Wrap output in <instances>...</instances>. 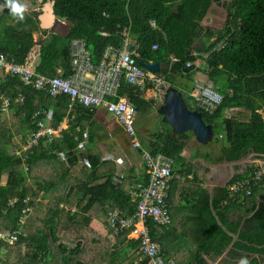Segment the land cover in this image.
<instances>
[{
	"label": "trees",
	"instance_id": "trees-1",
	"mask_svg": "<svg viewBox=\"0 0 264 264\" xmlns=\"http://www.w3.org/2000/svg\"><path fill=\"white\" fill-rule=\"evenodd\" d=\"M26 1L41 7L37 0ZM52 1L56 2V15L71 23L73 31L67 38L51 32L41 42L39 72L55 76L57 67L63 66L69 73L73 38L85 40L97 60L106 46L121 45L123 38L117 32L129 24L131 17L133 37L140 44L139 62H167L169 70L163 72L167 73L166 78L171 84L178 78L190 77L195 67H187L186 63L200 59L194 53L206 55L203 59L206 73L224 96L214 114L203 112L205 123L219 128L215 143L221 153L214 161L238 162L252 155L264 159V117L261 113L264 110V0H45L46 3ZM211 3L229 14L225 28L217 32L200 25ZM34 9L26 13L23 22H17L10 13L3 12L0 16V54L23 62L34 46L35 32L42 30L40 14ZM151 19L163 29L166 39L151 30ZM225 39L226 45L217 49ZM156 43L159 48L153 51L152 46ZM171 57L178 61L171 62ZM119 94L127 97L141 115L154 109V103L141 98L135 86L125 84ZM1 96L12 100L11 112L21 140L20 145H14V132L0 129V227L8 231L18 229L23 212L36 205L41 193L44 194L42 199L49 200V204L41 227L27 230L25 236L19 235L12 246L0 243V264H148L141 251V240L132 238L130 230L116 234L101 220L108 210L134 215L138 203L133 201L130 192L136 181L125 174L122 183H117L115 162L105 161L100 154L87 148L96 137V124L92 121L95 110L77 104L70 112L69 96L54 98L45 91L24 85L17 77L7 76L1 80ZM19 97L22 101L15 102ZM42 110L53 112L52 125L56 129L66 118H71L69 129L53 143L43 139L31 151L22 152V160L14 155V150L24 145L28 135L36 129L32 116ZM225 112L229 116L225 117ZM88 124L91 127L89 142L80 150L78 145ZM219 135L223 136L219 139ZM155 137L151 153L162 152L172 157L175 174V163L186 148L190 134H172L167 128L166 133L161 132ZM84 159H88L89 165ZM40 163H59L62 172L59 177H50L46 183L36 180L34 187L27 184V176ZM256 169L257 166H250L244 174L234 176L230 185ZM4 173H8L6 185L1 184ZM145 177L142 183L147 184L148 172ZM228 187L204 211L210 244L206 251H213L218 256L229 248V257L222 261L223 264H237L241 257H247L249 264H264V188L254 189L251 196L238 194L232 199ZM74 205L76 212L71 208ZM235 211L241 216L232 220L231 214ZM96 220H101L98 225ZM28 223L27 218L22 227L26 229ZM148 226L153 240L161 245L165 260L172 264L166 257L164 242L169 226L161 227L152 220ZM101 234L103 243L108 235L111 236L109 248L99 254L93 253H97L94 257H81L82 253L86 254L85 247L87 254L93 249L92 243L98 241ZM68 236L80 238L74 249L69 250L60 243ZM103 243L99 244L100 250L99 246L95 249L105 250L108 245L103 246ZM55 258L59 261H54ZM196 261L205 264L203 257H196ZM173 264L183 263L175 261Z\"/></svg>",
	"mask_w": 264,
	"mask_h": 264
},
{
	"label": "built area",
	"instance_id": "built-area-1",
	"mask_svg": "<svg viewBox=\"0 0 264 264\" xmlns=\"http://www.w3.org/2000/svg\"><path fill=\"white\" fill-rule=\"evenodd\" d=\"M0 4H2L1 1ZM4 10L0 11V16ZM149 26L153 32L166 39L165 32L156 20L151 19ZM119 29L121 30L117 33L123 38L121 45L106 46L97 60H94L85 40L73 38L70 45V72L67 73L63 67H60L55 76H48L37 69L42 56L41 42L34 41V46L28 51L23 62H17L14 57L1 53L0 82L7 76L17 77L24 85L45 91L54 98L69 96L71 99L70 112L79 104L90 111L104 107L108 113L115 117L118 123L123 126L132 146L141 150L142 160L148 172V183L136 181L131 186L133 201L138 203V210L134 215L122 214L118 210H108L105 216L106 223L116 234L119 231L130 230L132 238L141 240V251L148 259V264H170L163 256L161 245L153 240L148 222L152 220L161 227H168L172 224L169 197L171 183L175 176L173 173L174 160L165 153H151L143 149L137 127L139 119L137 107L127 97L119 94L125 84L135 86L138 89L137 92L142 94L151 91L154 107L158 109L163 103L170 82L166 78L167 73L152 71L140 64V44L133 37V19L130 17L129 24ZM99 34L107 35L106 33ZM41 37L43 40L47 38L46 35H41ZM226 40L220 42L217 49H222L226 45ZM158 48L157 43L152 46L153 51ZM194 55L199 56V60L206 57V55L198 53H194ZM199 60L198 62H187L186 65L187 67L194 66L198 70L202 66ZM174 61L178 60L171 57V62ZM208 78L207 74H201L193 81L191 96L199 110L211 115L222 105L224 96L215 87L214 82ZM0 100L1 111L3 113L10 112L12 100L7 96H1ZM21 101V97L15 100V102ZM65 120L70 125L71 118L68 117ZM32 121L36 129L28 135L24 145L14 150V155L22 157V160H24L22 152L31 151L43 139L53 143L61 137L64 130L69 129V126L65 129L63 123L58 129L52 125V111H38L32 116ZM77 130L80 132L81 128L78 127ZM87 140L88 137L85 135L78 145L80 150L85 148ZM62 156L65 157L63 153ZM251 158L254 159L252 163H255L253 165L257 166V169L228 187L232 199L238 194L245 197L251 196L254 189L264 188V159L256 155H252ZM84 162L89 165L88 159H84ZM24 169L27 167L24 166ZM125 174L126 168L119 165L114 179L117 183H122ZM31 210V208H27L23 212L24 215L19 220L18 229L8 231L0 227V243L12 246L16 243L19 235L25 236L22 225ZM76 211L74 209V212Z\"/></svg>",
	"mask_w": 264,
	"mask_h": 264
},
{
	"label": "crops",
	"instance_id": "crops-1",
	"mask_svg": "<svg viewBox=\"0 0 264 264\" xmlns=\"http://www.w3.org/2000/svg\"><path fill=\"white\" fill-rule=\"evenodd\" d=\"M1 2L3 3L4 1ZM42 9L43 5L41 4V7H38L33 11L41 14ZM4 12H7V9H5ZM27 13H31V11ZM228 17L229 14L227 11L218 6L216 3H211L206 15L201 20L200 25L217 32L225 28ZM59 19L66 24H71L66 19ZM51 32V30L48 31L44 29L35 32L34 41H38L39 43L42 42L43 39L41 35H46L48 37ZM199 61L202 63L201 68L198 70L196 68L188 78H178L176 82H181L180 85L183 86V88H178L179 91L182 92L183 96L186 95L184 98L187 101V104L192 106L194 109L196 108L197 111L202 112L196 107L194 99L191 96L193 81L201 74H207L204 69L205 63L203 59ZM60 67L63 66H59L57 69ZM64 70L67 72L65 68ZM170 85L174 84L170 83ZM136 91H138L137 88ZM139 94L145 101L154 103L151 91H148L145 94ZM188 96L191 98H187ZM154 110H156L155 107L153 111L146 115L139 114L137 124L142 147L150 152H152L151 150L154 148V143H156V135H159L161 132L166 133L167 128L170 129V133L174 134L169 125L162 123V117L160 115L157 121V128L154 127L153 124L148 125L147 117L150 115L153 116ZM223 115L226 117L229 116V113L225 112ZM144 116L147 119L145 118L144 123L141 125V122H143L141 118ZM92 121L96 124L95 128L93 127L96 130V137L94 143L89 145V130L91 127L88 124L83 134V139L85 135L88 137V145L86 144L87 148H90L93 152L100 154L105 161H114L116 164L115 172H117L119 165H123L126 168V174L130 175L134 179L133 181H145L147 170L142 160L141 150L132 146L131 141L123 129V126L119 124L115 117L108 113L104 107L95 109V115L92 118ZM63 126L65 129L70 126L67 120L63 122ZM213 128L215 131L213 140L215 141L217 139L216 131L219 128L214 126ZM189 134L190 138L186 141L187 146L180 155V158H178L174 167L175 176L172 180L169 197L172 224L164 234L166 235L164 236V242L166 243V257H168L172 262L177 261L183 264H197L196 257H203L205 264H223L222 261L226 257H229V248L218 256H216L213 251H206V247H209L210 244L207 240V218L204 211L209 209L210 203L213 202L215 198L220 196L219 194L224 188L230 185V181L234 176L237 174H244L250 166L255 164L252 163L254 159L251 160L250 156L247 159L231 163L226 161H214V158L221 153L218 144H216L213 140L207 142L206 144H201L196 140L192 133ZM126 140L128 141L127 144L125 143ZM210 143H214L216 145V149H208L207 147ZM129 151L131 152L133 158L127 156ZM6 183L4 185H6ZM206 202L207 205L205 206ZM74 209L77 210V208H73V210ZM240 216L241 214L238 211H235L231 214V219L237 220Z\"/></svg>",
	"mask_w": 264,
	"mask_h": 264
},
{
	"label": "water",
	"instance_id": "water-1",
	"mask_svg": "<svg viewBox=\"0 0 264 264\" xmlns=\"http://www.w3.org/2000/svg\"><path fill=\"white\" fill-rule=\"evenodd\" d=\"M4 1V0H1ZM43 5L42 13L39 15L41 28L51 30L60 37L67 38L72 34L73 26L62 22L56 15V2H45L37 0ZM7 12L9 10L7 9ZM141 65L152 71L159 72L168 68L167 62H141ZM162 117V123L169 125L176 135L192 133L201 144L214 139L213 126L206 124L203 113L192 110L187 104L182 92L174 85L168 86L164 95L163 104L157 111Z\"/></svg>",
	"mask_w": 264,
	"mask_h": 264
},
{
	"label": "rangeland",
	"instance_id": "rangeland-1",
	"mask_svg": "<svg viewBox=\"0 0 264 264\" xmlns=\"http://www.w3.org/2000/svg\"><path fill=\"white\" fill-rule=\"evenodd\" d=\"M23 2L28 5V12L32 11L31 9H33V8H38L37 5H33L31 3H28L26 0H23ZM221 82H223V81H221ZM180 83L181 82H175L174 85L177 88L178 87L179 88L180 87L183 88V86H181ZM184 96H186V95H184ZM157 110L158 109L154 110V115L153 116L150 115V116L147 117L148 118V120H147L148 122L145 121V122L148 123V125L149 124H153V126L156 127V128H157V125H158L157 121H158V117H159V115L157 114ZM261 113H262V115L264 117V110ZM145 118H146L145 116L141 118L142 121H143V122H141V125L144 123ZM0 129H2V130L3 129H11L14 132L13 139H12L14 145H16V146L20 145V140L21 139H20V137H18L19 134L16 133V131H17V122H16V119L13 117V112H9V113H3L2 112V113H0ZM18 142H19V144H18ZM125 143L127 144L128 141L126 140ZM215 147H216V145L214 143H210L207 148L210 149V148H215ZM127 156L133 158V156H132L130 151L127 153ZM251 160H252V158H251ZM61 172H62L61 171V165L59 163H57L55 165H50V163L37 164L36 166L33 167L32 173L28 174V176H27V184H30V185H33L34 187H36V180L40 181V183H46V181H50V177H54V178L59 177ZM73 173L76 174V171L74 170ZM7 177H8V173H4L2 175V177H1V184L2 185H4L6 183ZM43 195H44L43 193H41L39 195V199H38L36 205L33 208H31L32 209L31 213H30V215L27 216L28 220H30V223H28L26 229L23 228L24 232H27V230L34 231L37 227H41V220L44 219L45 214H46V207L49 204V200L42 199ZM71 208H76V207L74 205V207H71ZM101 220L105 221V217L102 216ZM101 220H96L95 224L98 225V222L101 221ZM106 239H107V241L105 243H103L104 242V237L101 234V236L98 237V241L92 243L91 246L93 247V249H91L90 252L87 254V247H85L86 254L82 253L81 257H90L95 252H97L99 254V253H101L103 251H106L109 248V246H110L111 236L108 235L106 237ZM79 241H80V238H77L76 236H68V237L62 238L60 243H63L64 246H67L69 248V250H71V249H74L76 247V245H77V243ZM100 243H103L102 244L103 246L108 245V247L105 250L97 251L95 248H97ZM101 248L102 247L99 246L98 250H100ZM13 254H16V252L13 253ZM96 254H94L92 256L94 257V256H96ZM12 258H13V256L11 257V260H12ZM48 261H49V259H48ZM54 261H59V258H55Z\"/></svg>",
	"mask_w": 264,
	"mask_h": 264
},
{
	"label": "clouds",
	"instance_id": "clouds-1",
	"mask_svg": "<svg viewBox=\"0 0 264 264\" xmlns=\"http://www.w3.org/2000/svg\"><path fill=\"white\" fill-rule=\"evenodd\" d=\"M4 9H8L11 16L17 22H23L28 12V5L24 3L23 0H4V2L0 4V11ZM237 264H249V260L247 257H241Z\"/></svg>",
	"mask_w": 264,
	"mask_h": 264
},
{
	"label": "bare ground",
	"instance_id": "bare-ground-1",
	"mask_svg": "<svg viewBox=\"0 0 264 264\" xmlns=\"http://www.w3.org/2000/svg\"><path fill=\"white\" fill-rule=\"evenodd\" d=\"M195 102V101H194Z\"/></svg>",
	"mask_w": 264,
	"mask_h": 264
}]
</instances>
